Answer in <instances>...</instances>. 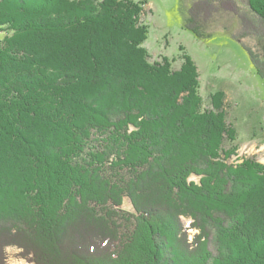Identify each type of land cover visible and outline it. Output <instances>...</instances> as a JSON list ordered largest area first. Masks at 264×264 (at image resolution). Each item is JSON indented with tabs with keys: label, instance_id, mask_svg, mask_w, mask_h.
Instances as JSON below:
<instances>
[{
	"label": "trees",
	"instance_id": "trees-1",
	"mask_svg": "<svg viewBox=\"0 0 264 264\" xmlns=\"http://www.w3.org/2000/svg\"><path fill=\"white\" fill-rule=\"evenodd\" d=\"M148 3L0 0V264L9 247L28 264H264V166L229 162L226 94L205 102L189 56L151 62ZM223 15L258 39L264 0H197L184 27L210 39Z\"/></svg>",
	"mask_w": 264,
	"mask_h": 264
},
{
	"label": "rangeland",
	"instance_id": "rangeland-1",
	"mask_svg": "<svg viewBox=\"0 0 264 264\" xmlns=\"http://www.w3.org/2000/svg\"><path fill=\"white\" fill-rule=\"evenodd\" d=\"M195 1L149 0L141 17L149 31L145 49L151 62L167 58L177 71L184 65L183 55L189 56L196 63L199 92L205 102L209 104L210 95L218 91L226 94L229 121L238 131L236 152L229 162L238 164L253 159L264 166V80L244 48H256L264 57V26L255 22L260 38L237 41L233 36L240 32L238 20L223 15L212 27L210 39H197L184 27ZM5 36L0 32V41ZM191 223L185 221L187 227ZM21 252L17 247L7 248L6 264L26 262L20 257Z\"/></svg>",
	"mask_w": 264,
	"mask_h": 264
},
{
	"label": "bare ground",
	"instance_id": "bare-ground-1",
	"mask_svg": "<svg viewBox=\"0 0 264 264\" xmlns=\"http://www.w3.org/2000/svg\"><path fill=\"white\" fill-rule=\"evenodd\" d=\"M12 264H28L25 261H21V262H16V263H12Z\"/></svg>",
	"mask_w": 264,
	"mask_h": 264
}]
</instances>
